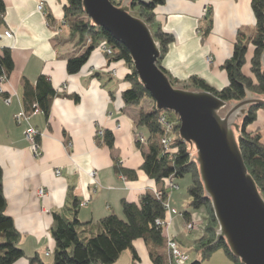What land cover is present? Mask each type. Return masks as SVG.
Instances as JSON below:
<instances>
[{
    "label": "crops",
    "instance_id": "1",
    "mask_svg": "<svg viewBox=\"0 0 264 264\" xmlns=\"http://www.w3.org/2000/svg\"><path fill=\"white\" fill-rule=\"evenodd\" d=\"M40 3L43 11L38 9ZM5 4L0 31L10 30L13 37L0 41V54L10 49L15 68L9 79H0V166L7 213L21 233L19 245L25 252L14 264H31L35 256L45 264H54V213L68 212L78 200L79 220L95 229L110 214L123 217V200L139 203L144 193L158 189L141 170L148 144L136 140V133L146 139L150 133L137 124L140 107L126 105L123 100V91L129 87L125 81L129 67L124 61L112 63L95 49L79 72L69 74L68 58L84 49L69 41L63 10L67 0H5ZM155 14L153 31L161 28L174 37L161 64L176 85H191L192 76L216 90L229 84L223 65L234 53L237 35L255 32L252 0H166ZM253 54L254 45L249 44L243 67L246 75H251ZM112 68L118 69L119 76L111 73ZM41 75L47 76L57 91L50 113L29 112L27 119L18 122L17 113L26 110L25 83H35ZM5 96L11 97L10 103ZM29 126L41 133L40 155L25 136ZM101 130L112 133L113 148L104 136H98ZM248 130L260 132L264 143V109L258 110ZM116 159L123 167L136 170L138 177L132 180L117 173ZM92 171L97 173L95 179L90 176ZM176 182L178 188L169 190L168 201L179 213L169 215L166 236L176 238L193 264L201 259L196 242L205 234L207 212L190 206L192 177L186 185L182 179ZM40 189L45 191L44 197L39 196ZM190 220L197 222L192 230L186 226ZM157 250L167 264L166 243ZM112 264L156 263L148 244L140 238L134 241L133 250L123 251ZM200 264L236 263L223 249H217Z\"/></svg>",
    "mask_w": 264,
    "mask_h": 264
},
{
    "label": "trees",
    "instance_id": "2",
    "mask_svg": "<svg viewBox=\"0 0 264 264\" xmlns=\"http://www.w3.org/2000/svg\"><path fill=\"white\" fill-rule=\"evenodd\" d=\"M112 2L116 5L121 4V1L118 0H112ZM165 2L166 0H133L132 9L137 16L153 26L156 18L155 9ZM252 8L256 16L254 34L247 36L240 32L237 35L232 57L223 65L229 75V84L216 90L203 79L192 76L190 81L194 88L211 91L228 102L244 99L247 91L264 97V76L262 74L264 0H252ZM6 10L5 0H0V25L4 22ZM63 10L64 23L69 26V41L84 49L82 53L68 58L67 70L69 74L79 72L91 52L97 48L100 42L106 41L112 49V54L106 53L110 62L124 61L129 67V71L125 75V81L128 82L129 87L122 94L125 104L139 106L146 98H149L153 103L150 110L141 107L137 118L138 126L147 127L150 133L147 139L149 151L144 154L141 170L156 182L159 186L158 189L163 190L164 197L159 199L153 192H146L141 196L139 203L123 200V217L114 213L110 214L102 218L95 229L89 227L91 223H82L79 220L80 202L75 200L74 207L68 212L53 214L51 234L55 240L54 264H112L123 251L133 250L134 241L140 238L148 244L153 261L156 264H165L164 256L157 248L163 247L166 243V229L162 224L157 223V220H163L167 216L164 204L169 197V181L183 179L186 175L192 177V182L188 187L190 206L195 210L204 208L207 211L205 234L196 242L201 259L196 260L193 264H200L217 249H223L236 264H242L232 254L225 240L215 242L218 223L211 201L205 197L199 168L197 163L192 160L190 145L177 135L176 137L172 136L173 142L168 151L163 150L160 146L158 138L164 133V129L159 119L164 112L156 109L151 94L141 84L128 49L107 31L92 24L85 14L82 0H67ZM154 32L156 38L161 42L162 55L159 66L163 68L161 60L169 45L174 41V37L161 28L154 29ZM249 44L254 45V54L251 59V75H246L243 67L246 64ZM14 68L10 49H3L0 54V76L9 79ZM163 70L167 73L164 68ZM170 79L173 85H176L171 77ZM56 95L57 91L45 75L39 76L35 83L26 81L23 94L25 109L28 112H33L39 108L48 116ZM76 99L78 98L76 97ZM260 109H264V103H256L250 107L237 137L249 173L264 197V143L260 132L248 130V126L257 119V112ZM167 112L172 113L171 111ZM175 120L177 123L173 131L179 132L180 122L177 114ZM104 138L106 144L113 148L114 136L112 133L106 131ZM116 160L117 173L132 180L138 177L136 170L125 168L118 159ZM7 205V199L3 192V171L0 166V264H14L25 257V252L19 245L21 233L16 228L13 217L7 213ZM30 262L31 264H45L38 256L32 257Z\"/></svg>",
    "mask_w": 264,
    "mask_h": 264
},
{
    "label": "water",
    "instance_id": "3",
    "mask_svg": "<svg viewBox=\"0 0 264 264\" xmlns=\"http://www.w3.org/2000/svg\"><path fill=\"white\" fill-rule=\"evenodd\" d=\"M132 1L82 3L92 24L128 49L156 109L178 115L179 136L196 149L192 160L218 223L215 242L225 240L242 264H264V197L249 173L237 137L250 107L264 103V97L247 91L244 99L228 102L208 90L173 85L159 66L161 42L151 24L133 12Z\"/></svg>",
    "mask_w": 264,
    "mask_h": 264
},
{
    "label": "built area",
    "instance_id": "4",
    "mask_svg": "<svg viewBox=\"0 0 264 264\" xmlns=\"http://www.w3.org/2000/svg\"><path fill=\"white\" fill-rule=\"evenodd\" d=\"M38 9H39V11H43L44 4L40 3L38 6ZM4 37L12 38L13 37L12 31H10V30H5L3 32L0 31V41ZM98 48L107 54H112V49L106 41L101 42L100 45L98 46ZM111 73L114 76H117L118 75V69L112 68ZM0 79L1 80H7L4 76H0ZM4 100L7 103H10L11 97L5 96ZM38 111H40L39 108L35 109L33 112H38ZM28 115H29V112H27L26 110L23 109L22 111L17 113L16 119L19 122L22 119H27ZM159 120L163 126L164 133L159 136L158 142H159L160 146L163 148V150L168 151L170 149L172 142H173V137H172L171 133H172L177 121L170 119L167 116V114H162L160 116ZM97 134H98V136L102 137V136H104V131H102V130L98 131ZM25 136L32 143V148H33L34 152L37 155H40V144H39V138L41 136L40 131L34 126H29L25 130ZM136 140L140 143L146 142V138L140 133H136ZM57 174H60V170H57ZM96 175H97V173L95 171L90 172V176L93 179L96 178ZM169 185H170V189L178 188V184H177L176 180H174V179L169 181ZM154 194L159 199H162L164 197V192L162 189H155ZM45 195H46L45 191L43 189H40L39 190V196L44 197ZM164 207H165L167 216L163 220L158 219L157 223L162 224L165 227V229L167 230L168 226L171 223V219H169V215L178 214L179 212L177 209H175L171 206V204L169 203L168 200H166ZM194 227H195L194 222L187 223V229L188 230H191ZM166 246H167V250H168V254H169V259H168L167 264H189V262L191 260L190 254L181 248L180 244L177 242V240H175V238L173 236L167 235ZM47 254H49V253H47Z\"/></svg>",
    "mask_w": 264,
    "mask_h": 264
},
{
    "label": "rangeland",
    "instance_id": "5",
    "mask_svg": "<svg viewBox=\"0 0 264 264\" xmlns=\"http://www.w3.org/2000/svg\"><path fill=\"white\" fill-rule=\"evenodd\" d=\"M66 25V24H65ZM66 26H68V25H66ZM68 29H69V26H68ZM101 43V42H100ZM100 45V44H99ZM98 45V46H99ZM98 46H97V48L96 49H99L98 48ZM100 50V49H99ZM103 52V51H102ZM105 53V52H104ZM106 54V53H105ZM117 76H119V72H118V75ZM175 86H177V87H181V88H185V89H197V88H194L192 85H182V84H177V85H175ZM152 105H153V103L151 102V100L149 99V98H146V99H144L143 100V103H142V105H139V106H136V107H140V110H141V107H143L145 110H150L151 109V107H152ZM164 112V114H167V116L170 118V119H173V120H175L176 119V114L174 113V112H172L171 114L170 113H166V111H163ZM172 136L173 137H176L177 135H179V132H175V131H172ZM238 136V135H237ZM145 143H147V139H146V142ZM190 151H191V155H192V157L193 156H196L197 155V153H196V149L195 148H192L191 149V146H190ZM191 179V175H186L183 179H182V183L184 184V185H186L187 183H188V181ZM201 209H204V208H201ZM205 210V209H204ZM206 211V210H205ZM207 212V211H206ZM190 222H194L195 223V227L197 226V222L196 221H194V220H190V221H188V223H190ZM187 226V225H186ZM194 227V228H195ZM193 228V229H194ZM192 230V229H191ZM175 238V237H174ZM175 240H176V238H175ZM178 242V241H177Z\"/></svg>",
    "mask_w": 264,
    "mask_h": 264
}]
</instances>
